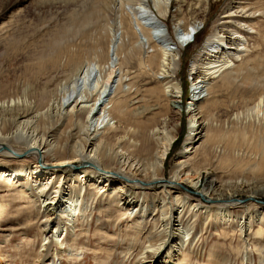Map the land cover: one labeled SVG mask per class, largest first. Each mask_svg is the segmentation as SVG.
<instances>
[{
  "label": "bare ground",
  "instance_id": "1",
  "mask_svg": "<svg viewBox=\"0 0 264 264\" xmlns=\"http://www.w3.org/2000/svg\"><path fill=\"white\" fill-rule=\"evenodd\" d=\"M67 1L86 4L90 9L71 11L68 21H74L79 27H74L73 32L62 30L61 37L57 35L58 40L52 42L56 54L48 58L37 57L38 70L31 76L33 79L39 77L47 65L56 69L62 54H67L76 65L72 64L74 67L65 71L63 78L44 81L41 89L34 91L30 82V85L25 84L24 92L0 98V227L6 226L9 216L3 211L8 205L20 204L16 207L19 210L25 203V207L29 206L27 209L36 206L39 211L44 210L43 219L37 217L35 221L34 218L33 223L29 218L21 225H39L38 235L23 239L31 245V250L22 251L26 246L18 244L16 251L20 252L18 259L22 264H81L88 255H93L101 264H199V251L193 246L198 235H194L198 219L205 223L222 220L226 225L223 231L236 223L243 234L257 226L255 235L262 239L264 204L260 199L264 197V158L256 170V174L261 175L257 180L240 178L243 181L218 185L216 179L210 176L205 179L204 172L200 171L203 168L201 162L206 163L209 157L205 153L212 143H207L216 140L210 133L212 124L208 119L209 106L215 101L201 95L213 92L215 77L220 73L223 87L234 84L232 70L228 69L234 67V59L241 58L248 43L238 31L225 35V24L232 22L225 20L232 19L240 28L253 29L250 8L242 7L241 1L235 7H227L218 20L221 24L216 27V33L203 48L205 55L210 56L209 59L206 57L208 67H199V62L193 64L189 87L194 93L192 101L196 103L190 104L186 111L197 107L202 116L192 118L193 130L185 139L178 162L167 174V158L178 135L177 125H170L169 113L172 109L179 111L182 98L180 84L175 80L180 66V49L194 42L202 30L199 28L205 24L211 0H191L190 3L188 0H52L45 3H60L68 8ZM12 2L14 0H0L1 17L7 18ZM174 2L181 16L176 28H182L187 40L180 48L177 45L170 48L169 42L166 46L158 42L153 47L155 53L148 65L155 67L167 81L162 90H152L157 94L155 105L146 107L139 104L140 100L135 102L138 92L127 94L129 91L123 88V79L116 84V94L104 101L107 88L115 83V58L120 42L138 36L136 26L147 36L148 42L153 41V33L145 21L151 19L157 25L170 15ZM130 3L132 7L128 11L126 6ZM101 7L105 14L98 11ZM126 11L133 13L131 22ZM140 12L144 13L143 17L138 16ZM58 14L57 11L51 16ZM116 23L121 27L119 35L114 33ZM111 32L115 39L106 48L105 38ZM64 36L70 42L68 45L61 43L67 42L61 39ZM69 36L79 42L71 43L73 38ZM9 42L13 43L12 40ZM212 43L218 44L216 50L210 49L214 46ZM203 83L205 85L201 86ZM5 88L0 83V94L7 95L3 92ZM263 105L264 97L247 109V117L258 115ZM149 113L152 114L147 117ZM240 117L241 114L236 113L233 119ZM61 126L63 129L59 133ZM230 159L222 157L218 165L227 166ZM250 208L255 210L254 214L246 212ZM105 209H110L104 213L106 220L96 224L91 235L95 210ZM241 209L246 213L234 215L235 210ZM122 222L129 226L124 231ZM108 224L114 227L113 231ZM78 226L85 229L77 233ZM26 234L23 232V236ZM11 235L12 232L2 235L8 245H0V264H11L6 260L7 247L12 246ZM91 238L95 240V246L89 244ZM256 248H260V253L264 252V243L258 241ZM219 255L211 247L208 264H225L219 260ZM245 260L243 264H250L248 257ZM260 264H264V258L260 259Z\"/></svg>",
  "mask_w": 264,
  "mask_h": 264
},
{
  "label": "rangeland",
  "instance_id": "2",
  "mask_svg": "<svg viewBox=\"0 0 264 264\" xmlns=\"http://www.w3.org/2000/svg\"><path fill=\"white\" fill-rule=\"evenodd\" d=\"M50 1L52 0H14V2H12V10L10 9V12H8L7 18H5L6 16L4 18L3 16L1 17L0 13V30L2 31L0 32V83H3L6 86L5 91L3 92H7V95L6 93L0 94L1 99L7 98L8 95L13 96L17 92H19V94L20 92H24L23 88L25 87V84L30 85V82L31 87L34 91L37 89H41V84L45 83L49 78H63L62 76L63 74H65V71L67 72L72 67H74L72 64H75V61L69 58L67 54H62L58 58V65L56 69L52 70L50 69L52 67L49 66V68L47 65V68H43V70L41 69L42 71L39 74L40 78L36 75V80L31 76L32 73H34L33 71L38 68L36 62L39 57L48 58L50 57V55L56 54L57 49L53 47L52 42H54L55 39L58 40L59 36L64 33V30H70V32H73L74 27H79L74 24V21H68L71 16V11L77 9L83 12L82 9L84 7L89 8V6L80 2V4L76 5L75 3L78 2L75 1H67V4H69L68 8H64L60 3L46 5V3ZM84 2H88V0H84ZM187 2L190 3L191 0H188ZM238 2L241 3L242 7L250 8L249 11H251L252 13L251 19L253 18V29H248V31L247 29H243L242 27L240 28L237 23L235 24V20H225L233 22L225 24L227 26L225 35H227L228 33H232L233 31H238L241 33V35H243V37L246 38L248 44L247 50L242 53L241 58L239 60L234 59V67H232V65L228 69L230 71L232 70L234 84L230 87H223L221 83L222 75L220 73L215 77L214 83H216L214 84L215 88L213 92H211L212 95H210L211 93H209V95L206 93L201 95V97L207 95L206 98L211 97V101H215L213 106H209L208 119L210 121V124H212L210 133L214 136V138H216V140L207 143V145L212 143L207 146L209 150L205 153V155H209V157L207 156L206 163H203V161L201 162L203 168L202 170L200 169V171L204 172L203 177L205 179L209 176L212 179H216L217 182L215 183H217L218 185L224 184L225 182H237L239 180H257L261 177L259 173L256 174V170L258 171V166L261 164L262 159L264 158V105L262 107V111L259 113L261 116L259 114V116L253 114V116L250 115V117H247L248 115H246V111L248 108L250 109L251 107H253L260 98L264 97V0H211V9L206 17L205 24L201 25L199 28V30H202L198 35H196L194 42H192L189 46L180 49V66L178 68V72L176 73L175 80L180 84L183 96L180 99L181 103L179 111L172 109L169 113L170 125H177L178 135L177 140L167 158V174L170 173L176 162H178L180 152L184 148L185 139L193 130L191 127V125L193 124V119L195 120V118L202 116L199 114V111H197V107L196 109L194 107L192 110L186 111V107L188 108L190 104L193 105L196 103V101H192V95H194V93L191 92V89H189V105L185 104V97L186 95H188V86H186V79L188 74L190 75V71L192 69L191 65L192 63L195 64L196 62H199V67H208V65L205 63H208L207 59H209L210 56L205 55V53L203 52L206 41L216 33V27L221 24L218 20L223 15L227 7H235L236 5H239ZM72 3L74 6L71 5ZM132 3L126 6V9L128 11H130ZM185 9L186 7H184V10ZM57 11L59 12V14H61H58V16L56 17H52L51 15ZM91 11L88 10L87 12ZM98 11H102L104 14L106 13L104 12V8L102 7L98 9ZM128 11L125 12V15L131 22V14L133 13H130ZM178 12V7L174 2L170 15L167 18L161 19L160 23H158L157 25L153 24L151 22V19V23L149 22V20L145 21L148 30L153 33V41L150 42H148L147 36L144 35V33L141 32L140 29L134 24L136 26L135 28L138 32V36H135L133 40L120 42L119 54L118 57L115 58V64L117 66L116 74L113 79V82L115 83H111L107 88L108 92L106 91L104 94V101H109L108 99L112 95L114 96L116 94V84L118 85V81L120 79H123V88L125 89V91H129L126 92L127 94H135V92H138L137 95H135L136 98L134 96L132 97V99L135 98V102L140 100L141 102L139 104L145 105L146 107L155 105L156 100L158 99L157 94L152 92V90H162L161 87L167 81H164V78L160 76V72L155 69V67H151L148 65V61L152 59V56L155 53H153V51H155V48L153 49V47L157 45L158 42L165 44V46L169 42L171 45L169 46L170 48L173 46V48L177 46L178 48H180L182 43L184 44L185 40H187L186 37H183L182 28H176L178 19L179 17L181 18ZM253 12L255 16H253ZM140 13L141 14L138 13V16L142 15L143 17L144 13ZM3 22H5V26L2 24ZM70 24L73 25L71 26ZM79 24L80 22L77 23V25ZM67 27L69 28L67 29ZM120 28L121 27L118 25V23H116L114 33L119 35ZM60 30L63 31L61 32ZM113 36L114 35L111 32L105 38L104 45L106 48L112 45L111 43L115 39ZM65 37L66 36L61 39L66 40V44L64 42L61 43L64 45H68L70 42H68L69 40H67ZM72 38L73 37H70V39ZM11 40L13 43L9 42ZM77 40L78 39L74 40L73 38L72 41H70L71 43L74 41L78 43L79 41ZM215 40H218V38H216ZM215 46H218V44H214V46L210 47V49L214 48V50H216L217 48H215ZM105 59L104 61H106ZM204 60L205 62L203 64ZM55 73L60 74H57L56 76ZM133 82L134 84L130 85V83ZM189 82H191L190 77ZM202 85L205 84L203 83L201 84V86ZM194 98L197 99V96H195ZM236 113L241 114V117L238 120L233 119L234 114ZM151 114L152 113H149L147 117ZM258 120H260V123H258ZM63 126L59 127V131L57 132L60 133L63 129ZM226 156L231 158L229 163L230 165L228 164L224 167L219 166L218 161L222 157ZM211 159L214 161L213 164L210 163ZM240 178L244 179L241 180ZM147 199L150 200L151 198L149 197ZM260 200L264 202V197ZM97 202H99V200ZM24 204L25 203H23V205L21 204L23 208H20L19 210H17L16 207H18L20 204H11L8 205L3 211V213L7 214V216L9 217L7 219V223L5 224L6 226L0 227V245L3 247L8 245L7 242H4L2 235L4 236V234H6L7 232H12V246H8L6 251V257L8 256L6 260H10L11 264H22L21 259H18L21 257V255L19 254L20 252L16 251L18 249V244L20 247L26 246L25 249L20 248L22 251H29L31 250V245H29L23 239L25 237L27 238L39 234V229H37V227L39 226L38 224L26 227L21 226L22 223L27 222L29 218H31V220L35 218V221L37 217H39V219H43V209L39 211V207L36 206H32L30 209H27L29 206L26 205L27 207H25ZM33 205L35 204L33 203ZM107 210L110 209H105L101 212L95 210V217L92 220L93 225L91 235L94 234V229L97 226L96 224H99L101 221L106 220L104 213ZM243 211L245 210H235L236 213H234V215H239L246 212H249V214L255 213V210L253 208L247 209L246 212ZM29 214H31L32 216ZM221 221L222 220L207 221V223H205L203 222V220L198 219L195 222L196 228L194 229V232H197L194 235H198L195 238V243L193 246H196V250L199 251V264H208L207 261L211 247H214L215 251L220 254L219 260L222 263L243 264V260L248 257V263L260 264V259L264 258V252L262 251V253H260V248L255 249V243H257L258 241H262L264 243V237L262 239H257L255 233L256 230H258V227L255 226L252 231L247 234H243L240 231V228L237 227L235 223L229 226V228L228 226L226 227V231H228L226 233V231H223V227H225L226 225L223 221V223ZM122 225L124 226L123 231L125 230V228L129 227L127 226V222H122ZM107 226L110 231L114 230V227L111 228V224H108ZM11 228H13L12 231H10ZM83 229H85L84 226H78L77 233H80L81 231H83ZM23 232H26L27 234L23 236ZM228 233H230V235H228ZM90 241L91 242L89 244L95 246V243H93L95 242V240L91 238ZM12 247L14 248L12 249ZM17 252L20 256H18ZM82 256L81 258H83ZM88 256L89 257L84 262L80 261L83 262L81 264H101L100 261L98 262L93 258V255ZM15 258L17 259L16 261H14ZM107 264H112V262Z\"/></svg>",
  "mask_w": 264,
  "mask_h": 264
},
{
  "label": "water",
  "instance_id": "3",
  "mask_svg": "<svg viewBox=\"0 0 264 264\" xmlns=\"http://www.w3.org/2000/svg\"><path fill=\"white\" fill-rule=\"evenodd\" d=\"M242 202H244V201H242ZM260 203H261V204H264V202H263V201H260Z\"/></svg>",
  "mask_w": 264,
  "mask_h": 264
},
{
  "label": "trees",
  "instance_id": "4",
  "mask_svg": "<svg viewBox=\"0 0 264 264\" xmlns=\"http://www.w3.org/2000/svg\"><path fill=\"white\" fill-rule=\"evenodd\" d=\"M187 82V81H186Z\"/></svg>",
  "mask_w": 264,
  "mask_h": 264
}]
</instances>
